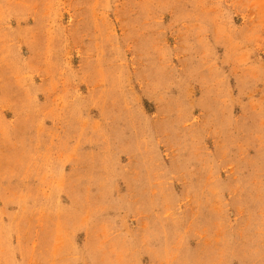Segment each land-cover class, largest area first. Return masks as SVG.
<instances>
[{
  "label": "rangeland",
  "instance_id": "374dc122",
  "mask_svg": "<svg viewBox=\"0 0 264 264\" xmlns=\"http://www.w3.org/2000/svg\"><path fill=\"white\" fill-rule=\"evenodd\" d=\"M0 264H264V0H0Z\"/></svg>",
  "mask_w": 264,
  "mask_h": 264
}]
</instances>
